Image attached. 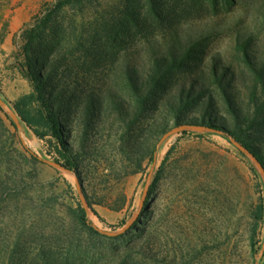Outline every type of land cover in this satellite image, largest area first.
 <instances>
[{
  "label": "rangeland",
  "instance_id": "374dc122",
  "mask_svg": "<svg viewBox=\"0 0 264 264\" xmlns=\"http://www.w3.org/2000/svg\"><path fill=\"white\" fill-rule=\"evenodd\" d=\"M54 2L0 0V97L11 106L32 91L17 63L23 32ZM21 5L31 17L6 44L10 17ZM39 33L33 55L43 62L48 96L78 155V181L48 164L57 156L45 140L0 111V264H264V253L258 258L264 221L252 239L253 215L264 202L261 170L223 134L198 128L215 117L259 137L264 150V112L251 102L255 92L264 103V85L252 70L264 72V0H83ZM195 40H202L201 61L176 73L135 122L128 67L145 73L154 53ZM246 42L248 59L239 48ZM212 66L225 75L232 105ZM195 80L213 96V116L203 111L205 97L173 114L169 105ZM89 102L97 112L91 119ZM245 117L254 121L251 128L238 125ZM168 153L141 208L145 186ZM84 201L101 217L87 209L99 235L75 228L70 210Z\"/></svg>",
  "mask_w": 264,
  "mask_h": 264
},
{
  "label": "trees",
  "instance_id": "16d2710c",
  "mask_svg": "<svg viewBox=\"0 0 264 264\" xmlns=\"http://www.w3.org/2000/svg\"><path fill=\"white\" fill-rule=\"evenodd\" d=\"M83 0H55L51 5L43 7L41 15L30 23V27L23 32L22 39L24 45L22 47L21 56L17 58V63L20 66L23 75L32 85V91L21 95L12 104L13 109L17 113L21 123L25 124L33 134L42 140H45L48 144L49 154H54L55 160L61 162L66 167L75 170L78 175V155L73 151L70 143L66 140L67 130L64 127L63 120L60 117L61 109L56 107L53 102L55 99L49 97L47 93L48 81L45 75L42 74L43 62H40L35 55H33L34 44L39 37L40 30L48 27L53 17L65 9L68 6L76 5L81 3ZM150 3L153 0H148ZM156 14V12H155ZM157 15V14H156ZM201 41L195 40L182 45L179 49L172 47L164 55L154 53L151 57V63L149 69L145 73L139 72L137 66H129L126 70L127 85L129 87L133 103L135 105L133 120L136 122L148 109L151 100L162 91L165 90L170 79L176 74L182 71L194 68L201 61ZM239 48L243 51L244 55L247 56L248 42L239 45ZM248 59V56H247ZM252 66V62L248 61ZM213 80H215L219 89L226 96L227 102L232 105L230 95L228 94V84L224 81V74L220 75L217 72L216 66L210 68ZM252 70L255 74L256 83L264 85V72L258 70L252 66ZM189 89H182L179 93V99L177 102L169 105V110L176 115L178 111H182L184 108L188 109L198 102L199 99L205 97L206 105L204 106V113L213 116V96L207 94L204 89V85L198 82V80L191 81L189 83ZM199 86V87H197ZM114 105L119 109L122 107V102L119 100H113ZM251 102L257 105L258 111L264 112V106L259 105V100L255 92L251 93ZM0 111L4 112L0 106ZM125 112V111H124ZM85 113L87 118L91 119L96 116L97 112L92 102L86 104ZM238 119V117H237ZM215 117L209 122H202L199 124L209 130H215L223 134L226 138L232 142L235 140L246 149H248L257 159V161L264 168V150L256 145V141L259 137L249 138L247 132L243 129H231L224 124L215 123ZM239 122V121H238ZM15 126V124L12 122ZM246 124L247 128H251L254 121H251L248 117H245L239 126ZM186 133V131H184ZM264 135L262 134V137ZM243 153V152H242ZM168 153L164 158L161 166L156 172L151 185L149 186L146 204L148 203L157 183L162 177L164 166L169 157ZM244 154V153H243ZM33 159H38L35 154H31ZM245 155V154H244ZM58 157L61 159H58ZM149 159L153 160V154L150 152ZM89 209L101 219L98 212L94 209L93 203L88 201ZM72 221L75 224V228L79 231L85 232L87 235L100 234L98 228L89 220L88 210L83 206L81 202H78L77 206L70 210ZM254 234L260 224L264 221V202L261 201L254 212ZM255 243H252L254 248Z\"/></svg>",
  "mask_w": 264,
  "mask_h": 264
},
{
  "label": "water",
  "instance_id": "95a60500",
  "mask_svg": "<svg viewBox=\"0 0 264 264\" xmlns=\"http://www.w3.org/2000/svg\"><path fill=\"white\" fill-rule=\"evenodd\" d=\"M0 106L3 108V110H5L6 112L9 113V115L11 116L14 124L16 125V127L18 129H21V121L17 115V113L15 112V110L13 109V107L11 105H9L8 103H6L1 97H0ZM198 128H205V127H198ZM180 130V127H176L174 129H171L170 131H168L164 137L162 138V141L164 138H166L168 135L173 134L174 132ZM232 143L235 144L246 156H248L250 159H252L256 165L260 168L261 170V174L262 177L264 179V168L263 166L257 161V159L255 158V156L248 150L246 149L244 146H242L241 144H239L238 142H236L235 140H232ZM156 156V155H155ZM49 165H51L52 167H56L60 170H63L67 173H72L75 175V177L77 178L78 181V177H77V172L75 170H72L68 167H66L65 165H63L61 162L58 161H47ZM148 190H149V185L147 184L145 186L144 192H143V196H142V200H141V208L144 206V204L146 203V198L148 195ZM83 206L88 209V203L86 201L83 202ZM138 217V214H136L133 219L130 221V223H128L124 228L123 231H127V229H129V227L131 226V224L136 220V218ZM264 253V242H263V246H262V251L259 253L258 258L262 257ZM258 264V263H257Z\"/></svg>",
  "mask_w": 264,
  "mask_h": 264
},
{
  "label": "crops",
  "instance_id": "0c3cea01",
  "mask_svg": "<svg viewBox=\"0 0 264 264\" xmlns=\"http://www.w3.org/2000/svg\"><path fill=\"white\" fill-rule=\"evenodd\" d=\"M4 14L6 15V13ZM30 17H31V13L29 11V8H26L25 5H21L13 10V14L11 15L9 20L10 31L7 33V37L5 38L6 44L11 43V38L13 36V33L18 31L22 27V25L28 22ZM2 48L5 47L2 46ZM8 50H10V48ZM1 52H3V55H8V51H3L2 49Z\"/></svg>",
  "mask_w": 264,
  "mask_h": 264
},
{
  "label": "bare ground",
  "instance_id": "6f19581e",
  "mask_svg": "<svg viewBox=\"0 0 264 264\" xmlns=\"http://www.w3.org/2000/svg\"><path fill=\"white\" fill-rule=\"evenodd\" d=\"M69 176V175H68ZM73 177V176H72ZM73 179V178H72Z\"/></svg>",
  "mask_w": 264,
  "mask_h": 264
}]
</instances>
